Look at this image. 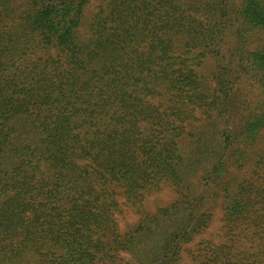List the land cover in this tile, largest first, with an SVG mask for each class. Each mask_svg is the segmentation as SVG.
<instances>
[{"label":"trees","instance_id":"obj_1","mask_svg":"<svg viewBox=\"0 0 264 264\" xmlns=\"http://www.w3.org/2000/svg\"><path fill=\"white\" fill-rule=\"evenodd\" d=\"M185 256L264 264V0H0V264Z\"/></svg>","mask_w":264,"mask_h":264},{"label":"rangeland","instance_id":"obj_2","mask_svg":"<svg viewBox=\"0 0 264 264\" xmlns=\"http://www.w3.org/2000/svg\"><path fill=\"white\" fill-rule=\"evenodd\" d=\"M158 199H159V201L162 204L164 202H167V201L171 200L172 197H171V195L169 197V195L166 194V195H159L158 196ZM153 200H154L153 197L152 198L149 197V200H148V204L150 205V208L149 209H153V207H154ZM162 205H164V204H162ZM124 211H125V213L123 214L124 220L121 221V225H124L125 222H127V221L128 222H134V221L137 220L138 215L134 212V210H131V209L128 210V209H126ZM217 225H218V222L213 223V227H216ZM186 258L187 257L185 256L184 259H183L182 264H188V259H186Z\"/></svg>","mask_w":264,"mask_h":264}]
</instances>
